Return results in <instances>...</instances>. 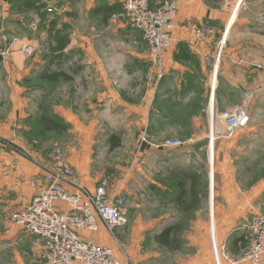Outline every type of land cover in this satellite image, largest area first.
<instances>
[{"label": "crops", "instance_id": "0c3cea01", "mask_svg": "<svg viewBox=\"0 0 264 264\" xmlns=\"http://www.w3.org/2000/svg\"><path fill=\"white\" fill-rule=\"evenodd\" d=\"M121 2L0 0V209L27 205L35 193L28 182L39 171L6 145L25 149L32 142L47 143L42 136H53L81 185L93 190L106 177L102 152L114 151L115 142L109 146L110 141L133 138L130 161L116 167L121 171L120 192L127 198L122 209L126 234L130 242L138 239L141 244L137 263L227 264L217 247L222 244L236 253L238 225L264 206V172L253 178L240 166L248 158L264 160V149L247 150L251 133L264 131V90L256 95L257 102L244 97L231 109L239 118L228 130V142L206 143L209 122L204 115L232 93L211 92L200 55L188 49L190 35L178 26L160 65L151 68L142 46L132 44L138 35L118 17ZM162 6L163 0H149L154 11ZM178 7V25L190 18L221 33V47L201 42L193 47L214 56L220 79L227 69L248 67L256 57L261 67L257 80L255 75L242 80L264 82V0H180ZM60 39L68 44L53 55L72 80L50 83L56 85L51 87L57 102L46 114L64 130L47 131L33 119L43 112L47 94L41 92L43 56ZM146 72L150 77L144 80ZM32 80L38 88L31 92L26 82L30 86ZM257 105L260 116L250 117ZM180 137L190 142L176 150L163 145L165 139ZM95 149L101 153L95 155ZM207 181L216 182L214 190L206 184L195 190L198 182ZM13 226L9 241L21 236L22 254L36 258L39 247ZM125 229L117 230L119 239ZM166 230V243L157 242L155 237ZM144 235H152L145 245ZM80 237L109 248L115 244L103 226L98 234L83 232Z\"/></svg>", "mask_w": 264, "mask_h": 264}, {"label": "built area", "instance_id": "2783aa9c", "mask_svg": "<svg viewBox=\"0 0 264 264\" xmlns=\"http://www.w3.org/2000/svg\"><path fill=\"white\" fill-rule=\"evenodd\" d=\"M180 0H163V8L154 11L149 0H122L118 17L127 28L139 37L131 39L135 46H142V54L151 68H157L162 55L170 49L172 33L177 26L190 35L188 49L191 52L196 43L209 48L223 45L220 32L211 24L199 23L194 19H183L176 23ZM205 80L210 86L219 88L221 79L216 70L212 54L198 53ZM150 77L146 72L144 80ZM190 140H166L163 145L180 149ZM49 165L38 163V177L30 183L37 192L29 203L11 216V222L21 228L23 236L38 246L40 253L30 264H120L114 250L99 245L93 240L80 237L83 232L98 234L101 226L121 246L117 230L127 227L122 209L127 198L120 191L112 193L109 179L103 178L93 190L83 187L75 169L65 160L57 147L50 152ZM238 251L236 253L220 245L218 250L227 264H264V206L251 219L239 225ZM22 237L14 240L12 246L20 247ZM130 264H133L132 262ZM136 264V263H134Z\"/></svg>", "mask_w": 264, "mask_h": 264}, {"label": "rangeland", "instance_id": "374dc122", "mask_svg": "<svg viewBox=\"0 0 264 264\" xmlns=\"http://www.w3.org/2000/svg\"><path fill=\"white\" fill-rule=\"evenodd\" d=\"M47 52H48V49L46 53ZM197 53H200V52H197ZM71 54H75V52L72 51ZM257 62H258L257 58L255 57V59L249 63L248 67L247 65L243 68L236 67L235 65L232 66L230 69H227V76L221 79L222 83L219 86V88L210 86L211 92H214L220 95H222L223 93H232V94L230 96L228 95V97H226L225 100H220L219 107L215 108L218 104L215 105L214 107L215 109L212 110L211 114L206 113V115H204L206 116L205 120L209 122L208 126H206V130H207V132L205 133L206 143L211 144L213 143L214 140H218V139L227 140L226 142H228L230 140L228 130L230 129L231 125L234 124L235 120L238 121V118H239V116L231 112V109L238 107L239 106L238 102H240L244 97H250L251 98L250 101L253 103L254 101L255 102L258 101V99H256L257 98L256 95L258 94L260 90H264V82H259V83L255 82L258 78V73L261 68L257 66ZM59 65H60L59 70L63 71L65 68V64L63 63ZM44 67H45L44 65L41 67V70H40L41 72L44 70ZM53 70L55 69L53 68ZM245 75L246 76L255 75L254 77L255 81L252 82L251 81L252 79L248 81L242 80L245 78ZM33 82H34L33 80L30 82V86H29V82H26V85H27L26 88L31 90V92L32 90H35L36 88H38L37 87L38 85L36 84L33 85ZM65 85L66 84H63L62 88L65 89ZM51 86L55 87L56 85L45 83L43 84L42 90H41V92L47 93L45 96L46 99L44 101L45 106L43 107V111H45L46 113L49 111V107L51 105H54L57 102V95L56 93L55 95L52 94L53 87ZM258 107L259 105L253 106V112L251 113L250 117L260 116ZM39 114L40 112H37L35 114L33 121L38 118ZM212 122H215V124ZM34 124H36V122H34ZM259 134L263 135V138L261 140H259L261 138V136L259 137ZM226 137H228V139H226ZM250 138H253V140H252V143L248 144V147H247V150H249V153L256 152V150L262 151V149H264V145L263 147H261V144L264 143V131L262 132L258 131L254 133L252 132ZM42 140L47 141V143L45 142L40 143L37 141L32 142L29 145V148H25V149H23V146H18V145L13 146L11 144L6 145L5 147L8 149L7 151L12 152L13 155L24 158L25 160H27L30 164H32L35 167H37L35 163L36 161L38 163L45 164V165H49L50 163H52L51 158H50V152L53 150V148H56V147L59 150H61L65 160L67 159V156H65L64 154L63 147L60 146L56 138H54L51 135L42 136ZM134 140L135 139L133 138L115 139V141H110L109 143V146L111 144H112L111 146H113L114 144L113 142H115L114 147L116 148L114 149V151L113 150H110L113 152L107 151L106 155L105 153L102 152V155H104L103 165L106 168L105 176L110 179L108 187L110 188V191H112V193L116 191H120L119 182L121 179V173H120L121 171H119L118 167L116 166L123 165L122 167H125L126 166L125 164L130 161L131 156L128 154L132 152V148L134 146ZM166 140H187V139L180 137V139H165L164 141ZM117 143L119 144L117 145ZM94 151H95L94 152L95 155L101 153L100 150L98 149H95ZM40 153L42 154V156ZM257 158H260V157L258 156ZM245 162L246 163H241L240 166H242L244 171L251 173L250 175L253 178H255L254 176L256 174L261 175L264 172V160L260 159L259 161L252 162L248 158L246 159ZM38 175H39V171H38ZM38 175H36L34 179L28 182V186H30V183L33 180H35L38 177ZM148 176L151 177V174L149 172H148ZM208 177L209 178L211 177L210 172H208ZM102 180L103 178L100 181ZM215 183H216L215 181L214 182L207 181L205 183L198 182L195 186V190H198V187H201L202 185L204 186V184L208 185L210 190H214L213 187L214 186L216 187ZM190 185L193 186L194 184L190 183ZM31 188L35 190V193L38 190L36 186L31 187ZM9 197L10 196L8 195V198ZM0 206H4V204L3 205L0 204ZM24 207L19 208L18 210H14V208L0 209V264H30V261L33 260V258L27 259L25 255L22 254L23 252L22 249L16 246H12L8 239L12 235L13 230H14V226H13L14 223H12L10 220L11 216L19 212L20 210H22ZM123 218H124V215H123ZM126 229L124 230L125 234L120 233L121 246L119 247L114 244L112 248L114 252L117 254V256L121 258V260L119 259L121 262L120 264H127L128 259L132 261L133 264L134 263L139 264L137 262L140 259L141 250L138 249L140 247L138 245H141V244L138 242V239H136L135 242H130V236L129 234H126L127 233ZM144 236L145 238L143 239L144 240L143 245L146 244L145 242L151 240L152 235H144ZM218 247H217V250H218ZM152 251L155 252L154 249Z\"/></svg>", "mask_w": 264, "mask_h": 264}, {"label": "trees", "instance_id": "16d2710c", "mask_svg": "<svg viewBox=\"0 0 264 264\" xmlns=\"http://www.w3.org/2000/svg\"><path fill=\"white\" fill-rule=\"evenodd\" d=\"M27 4V2H24ZM68 44L67 41L60 39L57 47H54L50 49L48 54L43 56V59L45 61L44 63V70L41 72V80L45 83H55L59 80H61L63 83L65 81H71L72 79L63 73L62 71H58L59 62L57 61L56 55H53L55 53H60V51H63L65 46ZM56 69V70H53ZM36 124H39L40 127L46 129L47 131L50 130H58L63 131L64 128L61 124H58L54 119L48 118L45 111L41 112L38 115V118L35 120ZM38 133V131H37ZM170 230H166L165 232L161 233L159 236L155 237V240L161 244L166 243V237L168 236V233Z\"/></svg>", "mask_w": 264, "mask_h": 264}]
</instances>
